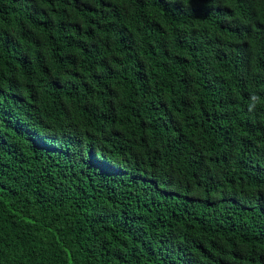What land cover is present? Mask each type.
Masks as SVG:
<instances>
[{
    "label": "trees",
    "instance_id": "obj_1",
    "mask_svg": "<svg viewBox=\"0 0 264 264\" xmlns=\"http://www.w3.org/2000/svg\"><path fill=\"white\" fill-rule=\"evenodd\" d=\"M0 264H264V0H0Z\"/></svg>",
    "mask_w": 264,
    "mask_h": 264
},
{
    "label": "clouds",
    "instance_id": "obj_2",
    "mask_svg": "<svg viewBox=\"0 0 264 264\" xmlns=\"http://www.w3.org/2000/svg\"><path fill=\"white\" fill-rule=\"evenodd\" d=\"M262 103V97L259 96L256 93H252L249 96V103L247 105V110L248 112L252 113L257 110V108L261 105Z\"/></svg>",
    "mask_w": 264,
    "mask_h": 264
}]
</instances>
